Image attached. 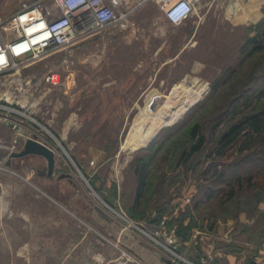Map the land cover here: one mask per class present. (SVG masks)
Segmentation results:
<instances>
[{"label": "rangeland", "instance_id": "374dc122", "mask_svg": "<svg viewBox=\"0 0 264 264\" xmlns=\"http://www.w3.org/2000/svg\"><path fill=\"white\" fill-rule=\"evenodd\" d=\"M229 5L231 0H196L190 19L172 25L149 1L127 29L110 27L12 71L21 80L6 99L23 107L25 142L36 139L51 148L54 165L49 170L46 158L34 153L12 156L23 149V140L12 150L0 126V264H115L122 251L130 253L126 233L155 245L148 234L166 219L180 238L170 222L192 209L206 188L216 186L222 169L264 175V127L260 133L244 132L229 151L216 152V140L231 122L264 108V48L248 56L245 45L264 21V0L247 19L236 18L240 8L229 15ZM21 6L2 0L0 16ZM49 73L57 75V84L46 81ZM177 83L206 90L148 147L124 150L147 95H168ZM195 123L204 146L189 162L178 164ZM145 160L148 210L134 220L128 209ZM259 208L264 210V202ZM199 215L189 213L195 228L212 232L215 226L209 229ZM242 216L247 219L245 212L227 218L237 225L236 240L245 236L256 242L262 218L249 219L250 226Z\"/></svg>", "mask_w": 264, "mask_h": 264}, {"label": "built area", "instance_id": "2783aa9c", "mask_svg": "<svg viewBox=\"0 0 264 264\" xmlns=\"http://www.w3.org/2000/svg\"><path fill=\"white\" fill-rule=\"evenodd\" d=\"M149 1H155L164 18L179 25L193 14L196 0H35L2 19L0 17V73L14 71L63 50L77 41L110 27L127 29L134 14ZM57 75L49 73L47 82L57 84ZM2 145L0 144V154ZM189 200V199H187ZM148 236L173 264H209L194 262L178 252L179 237L166 219ZM115 264H143L133 254L122 251Z\"/></svg>", "mask_w": 264, "mask_h": 264}, {"label": "trees", "instance_id": "16d2710c", "mask_svg": "<svg viewBox=\"0 0 264 264\" xmlns=\"http://www.w3.org/2000/svg\"><path fill=\"white\" fill-rule=\"evenodd\" d=\"M245 45L249 46L246 51L248 56L255 55L259 50L264 48V21L259 23L256 34L248 38ZM238 74L239 69L233 70L229 73L228 79L231 80ZM228 79L226 78L224 83ZM261 85H264V77ZM232 118H235V115ZM263 127L264 108L243 115L240 119L231 122L219 135L215 145L216 152L222 154L224 151H229L240 143L241 138L244 136L243 134H245L244 132L255 131L260 133ZM188 134L190 141L180 151L178 164L189 162L192 156L201 151L204 146L205 139L203 133L200 131L199 123L193 124L189 128ZM141 165V170L136 172L138 174L137 187L133 197V205L128 209L130 218L134 220H136L135 218L142 217L148 210L146 207L148 206L149 199L147 198L149 197L146 196L144 199L145 190L147 185H149L145 173L146 160ZM215 178V187L206 188L203 191V195L194 201L193 206L190 207L192 209H187L186 213L170 222V224H176L177 233L180 238H188L193 228L197 226V221L189 216L191 210L200 214V217L203 216L201 220L207 219L209 229H212L215 225V219H238L237 215L242 212L246 213L248 219L257 218V216L261 217L264 227V210L259 208V203L264 202V175L258 172V170L255 175L249 171H237L233 174H227L222 169V172ZM157 209L159 210V208ZM187 218L188 223L184 224L183 221ZM260 237H264V228L260 233ZM244 264H252V258L248 257Z\"/></svg>", "mask_w": 264, "mask_h": 264}, {"label": "crops", "instance_id": "0c3cea01", "mask_svg": "<svg viewBox=\"0 0 264 264\" xmlns=\"http://www.w3.org/2000/svg\"><path fill=\"white\" fill-rule=\"evenodd\" d=\"M17 2L22 3V6L30 4L23 0H17ZM1 3L2 0H0V15L2 13ZM10 15L0 17L5 19ZM20 80V77L14 76L12 71L0 73V126L6 137L8 136L9 146L12 150L17 146L18 141L23 140L22 145H24L26 138L27 127L22 111L23 107L6 99L12 95L11 89L15 90L13 84L20 83ZM10 122L14 123L15 126H10L8 124ZM1 142L0 139V144L3 146ZM243 218L242 216L243 222H247L251 226L252 221ZM183 223L187 224L188 220H184ZM214 226L212 232L193 228L188 238H179L177 249L181 256L194 262L206 261L209 264H244L249 257L252 258V264H264V237L261 238L259 234L256 242L245 236L236 240L238 228L233 219L218 221ZM126 234H128L126 246H128L130 253L143 264H173L151 241L141 240L133 232ZM252 247H255L253 251L248 252V248ZM245 252L247 253L245 254Z\"/></svg>", "mask_w": 264, "mask_h": 264}, {"label": "bare ground", "instance_id": "6f19581e", "mask_svg": "<svg viewBox=\"0 0 264 264\" xmlns=\"http://www.w3.org/2000/svg\"><path fill=\"white\" fill-rule=\"evenodd\" d=\"M256 3L258 0H252L248 4H243L242 0H231L228 14L233 15L240 8L241 13L237 14V19L254 16L257 12ZM55 78L57 79V76ZM205 90L206 86L193 89L183 83H177L168 95L150 92L143 108L135 117L122 148L132 151L145 147L162 127L176 122L201 98Z\"/></svg>", "mask_w": 264, "mask_h": 264}, {"label": "water", "instance_id": "95a60500", "mask_svg": "<svg viewBox=\"0 0 264 264\" xmlns=\"http://www.w3.org/2000/svg\"><path fill=\"white\" fill-rule=\"evenodd\" d=\"M13 104H15V103H13ZM192 106L193 105H191L188 109H190ZM8 124L10 126H12V127L15 126V124L14 123H11V122L8 123ZM160 130L158 131V133L160 132ZM157 134L143 148L148 147V145L153 141V139L157 136ZM143 148H139V149H143ZM30 153L38 154V155H41V156L45 157L46 160H47V162H48L49 170H51L53 168V165H54V153H53V150L51 148H49L48 146H46L45 144L39 142L36 139H28L25 142V144L23 146V149L20 152H13L12 153V156L13 155L14 156H23V155L30 154Z\"/></svg>", "mask_w": 264, "mask_h": 264}, {"label": "snow or ice", "instance_id": "6c2138e0", "mask_svg": "<svg viewBox=\"0 0 264 264\" xmlns=\"http://www.w3.org/2000/svg\"><path fill=\"white\" fill-rule=\"evenodd\" d=\"M0 59H2V58H0Z\"/></svg>", "mask_w": 264, "mask_h": 264}, {"label": "flooded vegetation", "instance_id": "af4514ba", "mask_svg": "<svg viewBox=\"0 0 264 264\" xmlns=\"http://www.w3.org/2000/svg\"><path fill=\"white\" fill-rule=\"evenodd\" d=\"M247 19V18H246Z\"/></svg>", "mask_w": 264, "mask_h": 264}]
</instances>
